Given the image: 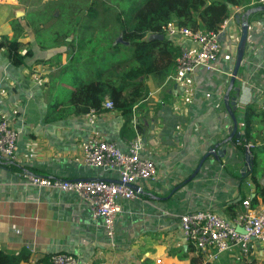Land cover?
Returning <instances> with one entry per match:
<instances>
[{
  "label": "crops",
  "instance_id": "0c3cea01",
  "mask_svg": "<svg viewBox=\"0 0 264 264\" xmlns=\"http://www.w3.org/2000/svg\"><path fill=\"white\" fill-rule=\"evenodd\" d=\"M214 1L225 0H208ZM16 5L17 0H0V6ZM228 7L231 22L228 30L220 33L222 47L216 69H195L182 83L174 80V67L162 81L148 77V94L134 107L130 123H125L115 109H102L92 125L84 121L85 114L45 120L49 109L65 102L74 90L64 73L71 66L72 72H78L87 63L90 51L83 42L77 48L41 49L31 30L24 26L19 41L32 55L24 59L23 65H11L6 50L0 49V114L16 134L17 146L12 161L0 157L1 251H26L28 259L20 264H49L54 253L73 255L82 264H264V242L255 240L248 244L247 259L234 247L207 262L183 238L178 223L180 216L199 210L232 221L244 211L245 200L254 202L253 209L264 206V6L249 4L246 10ZM248 11L242 65L228 92L229 97H235L233 114L241 138L230 142L228 127L232 121L224 96L240 34V26L233 23L235 15ZM22 17V24L30 21L22 10L0 21V36L11 39L10 21ZM81 31V38L98 35L94 28L83 29V34ZM168 40L177 49L195 47L188 39H178L176 44ZM74 53L76 60L70 63ZM86 71L94 78V67L87 66ZM94 133L114 142L123 152L140 136L142 152L156 168L153 180L136 185L134 199L118 201L112 238L76 195L33 187L22 179L27 173L49 179L115 181V172L75 161L81 143ZM248 144L252 145V159L245 166ZM222 149V158L211 155ZM252 175L259 189L252 183Z\"/></svg>",
  "mask_w": 264,
  "mask_h": 264
},
{
  "label": "trees",
  "instance_id": "16d2710c",
  "mask_svg": "<svg viewBox=\"0 0 264 264\" xmlns=\"http://www.w3.org/2000/svg\"><path fill=\"white\" fill-rule=\"evenodd\" d=\"M15 1V0H12ZM25 6V17L11 19L13 36H0V49L6 50L11 65L17 67L30 57L31 51L19 41L24 34V26L29 28L41 49L51 47H80L81 42L89 49L88 67H94L95 76L89 81H80L74 70L69 78L74 90L70 91L65 102L49 109L45 120H57L68 114L83 115L90 109L100 113L105 100L113 103L125 121L130 123L137 103L148 94L145 80L151 77L164 80L173 70L178 49L166 38L162 28L168 23L185 27L192 31L219 32L222 23L229 18V5L246 10L251 0H132L122 4L121 12L115 13L114 26L107 28L105 23L97 36L82 37L80 29H92L94 25L80 18V10L85 6L89 21L96 16L93 9L95 0H84L81 5L43 4L41 0H17ZM86 4L88 5L86 7ZM100 4H103L102 1ZM248 6V7H247ZM246 8V9H245ZM58 22L59 29L52 25ZM116 26V27H115ZM115 27V28H114ZM121 35L123 43H115ZM162 35V39L150 38ZM71 37V41H66ZM94 42V43H93ZM94 44V45H92ZM76 60L71 54L70 63ZM245 120V119H244ZM245 128L246 121H245ZM234 142V139L231 140ZM252 183L259 189L253 175ZM251 206L254 202L250 201ZM26 251L4 252L0 250V264H20L28 259Z\"/></svg>",
  "mask_w": 264,
  "mask_h": 264
},
{
  "label": "built area",
  "instance_id": "2783aa9c",
  "mask_svg": "<svg viewBox=\"0 0 264 264\" xmlns=\"http://www.w3.org/2000/svg\"><path fill=\"white\" fill-rule=\"evenodd\" d=\"M250 6H264V0H253ZM229 22L231 19L225 20L219 32L192 31L177 27L174 23H168L162 28L165 36L173 43L178 39H188L195 45L194 48L178 47L174 65V80L177 83L184 82L195 69H216L215 62L222 47L220 33ZM227 30L228 28L225 29ZM102 109L113 110V103L105 100ZM98 114L90 109L84 115V121L92 125ZM251 148V144L245 145V152L249 155ZM16 149V134L9 129L6 117L0 114V157L12 161ZM142 150L143 140L140 136H136L127 151L123 152L114 142L105 141L94 133L81 143L80 155L75 161L84 166L115 172V181L49 179L27 173L22 174V179L33 187L57 189L76 195L88 206L91 217L101 220L107 236L112 238L114 219L119 211L118 201L134 199L136 185L155 178V164ZM242 205L244 211L232 221L223 219L209 210L180 216L178 223L183 238L202 254L207 262L217 260L220 254L230 252L234 247H238L247 259L250 241L264 242V206L253 209L248 200ZM239 228L244 233L238 232ZM48 261L49 264H82L76 257L67 253H54ZM159 262L160 260H156V263Z\"/></svg>",
  "mask_w": 264,
  "mask_h": 264
},
{
  "label": "rangeland",
  "instance_id": "374dc122",
  "mask_svg": "<svg viewBox=\"0 0 264 264\" xmlns=\"http://www.w3.org/2000/svg\"><path fill=\"white\" fill-rule=\"evenodd\" d=\"M44 1H48V2H53V1H66V0H44ZM96 3L93 7V9H95L96 12V16L94 17V19L92 18L91 21H89L88 16L86 15V10H85V6L82 8V10H80V18L82 19V17L84 16V20H82L85 23H91L94 29H96L97 31H100L101 27L104 28V24L107 23V28H111L112 26H114V22L111 25V20L114 21L115 19V13L116 12H121L122 7H120L122 4H125L127 2H131L132 0H95ZM102 1L103 4H100V2ZM140 3L145 2V0H139ZM147 1V0H146ZM74 2L78 5H81L84 0H74ZM88 5L86 4V7ZM79 7V6H78ZM15 10H22L23 11V15L25 14V6L21 7L19 5H16L14 7H4V6H0V21H6L8 20V18H11V16L14 14ZM111 19V20H110ZM109 23V26H108ZM53 28L55 29H59L61 26L58 22H55L52 25ZM116 27V26H115ZM114 27V28H115ZM83 32V29L81 31V34ZM94 43V42H93ZM94 45V44H92ZM87 66L88 64H84L81 66L80 71H78L79 75H78V79H83L84 82L91 80L90 77L87 76ZM72 67V66H71ZM69 67L68 70L64 73V77L66 79H69L70 77H72V68L74 67ZM81 74H83V77Z\"/></svg>",
  "mask_w": 264,
  "mask_h": 264
},
{
  "label": "water",
  "instance_id": "95a60500",
  "mask_svg": "<svg viewBox=\"0 0 264 264\" xmlns=\"http://www.w3.org/2000/svg\"><path fill=\"white\" fill-rule=\"evenodd\" d=\"M248 16H249V11L244 13V14H241V15H235V20H234V25L236 24V25L240 26V34H239V38L237 40V46H236L235 65L233 67V71H232L230 79H229L227 92L224 96L225 109H226L228 116L230 117V119L232 121V126L228 127V134L229 135H228L227 141H230V142L233 138L234 139H240L241 138V136L237 132L236 118L233 114V112L236 110L235 97H229L228 92H229V90L232 89L233 84L235 82V79H237V71H238L239 66L242 65V57H243V53H244V46L246 43L247 30H248V21H247ZM150 38L162 39L163 36L162 35H158V36L152 35V36H150ZM115 43H123L121 35H119L117 37V39L115 40ZM235 91L238 92V89H236ZM224 152H225V150L222 149L221 151H217L216 153L211 152V155L218 159V158H222L224 156ZM251 159H252V155L251 154L249 155L245 152V154H244L245 166L250 163ZM244 170H245V167L242 169V171H244ZM237 230L240 233H244L243 230L240 228Z\"/></svg>",
  "mask_w": 264,
  "mask_h": 264
}]
</instances>
